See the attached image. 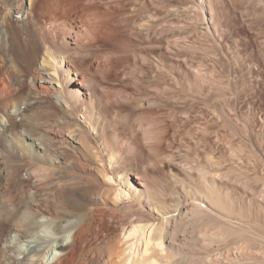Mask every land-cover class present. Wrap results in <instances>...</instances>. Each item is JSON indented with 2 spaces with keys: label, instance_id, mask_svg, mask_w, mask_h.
<instances>
[{
  "label": "bare ground",
  "instance_id": "bare-ground-1",
  "mask_svg": "<svg viewBox=\"0 0 264 264\" xmlns=\"http://www.w3.org/2000/svg\"><path fill=\"white\" fill-rule=\"evenodd\" d=\"M152 4L0 0V264H264L223 38L264 0H189L202 48Z\"/></svg>",
  "mask_w": 264,
  "mask_h": 264
},
{
  "label": "rangeland",
  "instance_id": "rangeland-1",
  "mask_svg": "<svg viewBox=\"0 0 264 264\" xmlns=\"http://www.w3.org/2000/svg\"><path fill=\"white\" fill-rule=\"evenodd\" d=\"M128 1V0H127ZM153 1V4L152 5H154V6H152L151 7V9H149V10H152L153 11V13L155 14V13H158L157 15H161V17H163L164 18V20H166L167 22V25H168V28H170V29H176V27H179V28H181L179 31H181L183 34H186V35H190L192 38H190V40H192V41H198L200 38H199V32L201 31V33H202V31L203 32H206V30H208L207 29V24H205L201 19H197L196 17H195V15H193V13L192 12H190L191 10H189V9H184V8H187V6H188V1L189 0H152ZM132 2V0H130V3ZM152 3V2H151ZM137 5V7H139V8H142V9H144L143 7H141V6H139L138 5V3L136 4ZM156 6H158V7H156ZM186 6V7H185ZM153 7L155 8V9H153ZM168 7V8H167ZM174 8V9H173ZM172 9V10H171ZM183 9H184V11H183ZM147 9H144V10H140V12H142V14L144 13L145 14V12H147L146 11ZM171 10V11H170ZM189 11V12H188ZM183 15V16H182ZM195 18H194V17ZM171 17V18H170ZM245 20V22L247 23V26H245L244 27V25L243 24H241L240 22H239V24L241 25L240 27H238L239 25H237L236 26V30H237V32L235 33V34H231L230 35V32L227 34L226 32H223V31H225L223 28V33H224V42H226L227 44H229L230 46H232V48H233V51H234V54L235 55H237V57H236V65L238 66H236V69H235V74L236 75H234V79H235V84H237L236 86H235V90L237 89L238 91H236V97H237V103H236V105H237V112L238 113H240V114H238L237 113V116H239V118H242L243 116H245L246 115V117H243L242 118V120L244 121L245 120V122H247V128H248V131H247V133L246 132H243V131H245V129L243 128L242 129V124H239V123H241V121H238V120H236L237 121V126L236 125H234V126H236V127H234V132H236L235 134H234V142L236 143H241V145L242 144H246V145H242V146H244V147H249L248 149H250V153L253 155L254 153V155H255V157L257 158V160H256V158H251L252 157V155L250 156V158H251V165L253 166H250V168H249V170H251L252 168V172H250L249 171V177H250V182H251V185L252 184H256V186L254 187V185H252L251 187H252V189H254V190H259V188L262 186L261 185V179H259L260 177H263L264 175V169H263V167L261 166V165H263L264 164V157H263V155H264V152H262L261 150H263L264 149V141H263V139H264V113H262V112H264V111H262V110H264V109H262V108H264V97H263V95H264V87H262L264 84V82H263V80H264V66H262V65H257V63L255 62V60H257V50H259V51H261V52H264V46H263V42H264V35H262V34H260V33H264V20H261V19H259L258 20V18H257V20H256V18H245L244 19ZM237 21H239V19L237 18V20L235 21L237 24H238V22ZM263 21V22H262ZM258 22H260V23H258ZM173 25V26H172ZM185 25V26H184ZM196 25V26H195ZM251 26V27H250ZM221 27H224L225 28V26H224V23H223V21H222V23H221ZM199 30V31H198ZM261 30V31H260ZM195 32V33H194ZM208 32V31H207ZM257 32H258V34H257ZM197 33V34H196ZM193 34V35H192ZM263 37V38H261V37ZM256 37V38H255ZM194 39V40H193ZM197 39V40H196ZM233 39H235V40H233ZM132 40H135L136 42H139L138 41V39L137 38H135L134 37V39H132ZM201 40V39H200ZM258 41V42H257ZM200 41H198V43H196L197 45H196V47H198L199 45L200 46H203V47H206V46H208V43H207V41H203V40H201V42L199 43ZM260 42V43H259ZM194 43V42H193ZM234 43H235V45H234ZM199 44V45H198ZM199 46V47H200ZM259 46V47H258ZM247 47V48H246ZM252 47V48H251ZM200 48H202V47H200ZM236 49V50H235ZM246 49V50H245ZM245 53H244V52ZM250 51V52H249ZM251 53L252 54H254V56L256 57H252L251 56ZM199 54V53H198ZM241 54V55H240ZM245 54H248V55H245ZM244 57H243V56ZM238 56H240L241 58H242V60H239V58H238ZM247 57V58H246ZM262 57V56H261ZM246 59V60H245ZM252 59H253V61H252ZM255 59V60H254ZM262 59H264V54H263V57H262ZM239 60V61H238ZM213 61V60H212ZM252 61V62H251ZM256 63V66H255V63ZM247 63V64H246ZM250 64V65H249ZM240 66V67H239ZM243 66V67H242ZM249 66V67H248ZM246 67V68H245ZM248 67V68H247ZM256 69H258V70H256ZM259 67L261 68V69H259ZM243 68H245V69H243ZM249 68H250V70H249ZM242 69V70H241ZM252 70V71H251ZM254 70V71H253ZM142 72V70H140V69H137V70H132L131 71V73L129 74L130 76V78L132 79L133 77H135L139 72ZM261 73H260V72ZM241 72V73H240ZM247 72V73H246ZM258 73V76H256V74ZM244 74V76H241V75H243ZM254 73V74H253ZM256 73V74H255ZM247 74V75H246ZM250 76V78H248L249 76ZM245 77V78H244ZM254 78V79H252V78ZM261 77V78H260ZM263 77V78H262ZM247 78V79H246ZM258 78V79H257ZM238 79V80H237ZM245 79V80H244ZM248 79H252L251 81H254V82H252L253 84L255 83V85H257V87L255 88V90H253L254 88L250 85V80H248ZM257 79V80H256ZM263 79V80H262ZM237 80V81H236ZM240 80V81H239ZM245 81V82H243V81ZM261 82H263V83H261ZM243 82V83H242ZM241 83V84H240ZM245 83L247 84V85H245ZM242 84H244L243 86L244 87H241L242 86ZM245 86H249V87H245ZM260 86H261V88H260ZM259 87V88H258ZM241 88H243V89H241ZM248 88V89H247ZM249 88H251V90L249 89ZM261 89H262V91H261ZM244 90H246V91H244ZM250 90V91H249ZM253 90V91H252ZM259 90V91H258ZM248 91V92H247ZM252 91V92H251ZM256 91V92H255ZM250 92H251V94H250ZM258 93V94H257ZM245 94H247V95H245ZM261 94H262V96H261ZM257 95V96H256ZM252 100H254V101H252ZM204 101H198L197 103H194V105H192V108H191V111H190V116H191V121L192 122H194L195 120H196V116H195V113L197 114L199 111H200V107L201 106H203V105H201V104H204L203 103ZM249 102H251V103H249ZM198 104V106H196ZM249 104V105H248ZM248 105V106H247ZM194 106V107H193ZM200 106V107H199ZM252 106H254V107H252ZM251 108V109H250ZM198 109H199V111H198ZM262 109V110H261ZM195 110V111H194ZM193 111V112H192ZM196 111H198V112H196ZM241 111V112H240ZM260 111V112H259ZM262 111V112H261ZM192 112V113H191ZM254 113V114H253ZM242 114H243V116H242ZM247 114H248V116H247ZM253 114V115H252ZM256 115V116H255ZM242 116V117H241ZM193 118H195L194 119V121H193ZM255 119H256V121H255ZM259 120V121H258ZM262 120H263V122H262ZM250 121L252 122L251 124H250ZM258 124V126H257V124ZM249 124L251 125L250 127H249ZM240 125V126H239ZM261 125H262V127H261ZM254 126V128H252ZM260 126V127H259ZM257 127H259V129H257ZM252 128V129H251ZM263 128V129H262ZM242 130V131H241ZM251 130V131H250ZM253 130V131H252ZM243 132V133H242ZM256 132V133H255ZM258 132V133H257ZM246 133V134H245ZM251 133V134H250ZM245 134V135H244ZM254 136H253V135ZM243 135V136H242ZM249 135H250V137H249ZM258 135H260V136H258ZM244 136L246 137V139H247V141H246V139L244 138ZM253 136V137H252ZM262 139H261V138ZM248 138H249V140H248ZM252 138V139H251ZM254 138V139H253ZM259 139L261 140V141H263L262 143H261V141H259ZM251 140H258L257 142L256 141H251ZM252 143V144H250V143ZM254 143V144H253ZM255 143H257V145H255ZM260 143V147H258V144ZM262 144V145H261ZM250 146H252V148L250 147ZM254 147V148H253ZM261 148H263V149H261ZM251 149H253V151L251 150ZM260 149V150H259ZM247 150V149H246ZM255 150V151H254ZM258 150V151H257ZM248 151V150H247ZM264 151V150H263ZM177 154H181V153H183L182 151H177L176 152ZM259 153H260V155H259ZM259 155V156H257V155ZM254 155H253V157H254ZM260 158H263V159H260ZM255 159V160H254ZM258 159H259V161H260V163H259V161H258ZM253 161V162H252ZM255 161V162H254ZM256 161H258V163H256ZM256 163V164H255ZM256 166V167H255ZM261 166V167H260ZM256 169V170H255ZM263 170V171H262ZM259 171V172H258ZM253 172H255V174L253 173ZM262 172H263V174H262ZM253 175H252V174ZM257 173H260V174H257ZM252 175V176H251ZM254 177V178H253ZM259 177V178H258ZM253 178V179H252ZM256 178V179H255ZM162 179H159L158 181L159 182H156L155 181V184H156V186H157V188L158 189H160V195L161 194H163V193H165L166 191H168L167 190V188L169 189V185H168V183H167V181L165 182L164 180H162ZM259 180H260V182H259ZM253 181H256V183H254ZM259 183H258V182ZM264 182V181H263ZM160 183V184H159ZM164 183V184H163ZM165 184H167L168 186H166ZM258 184V185H257ZM163 187H162V186ZM257 186H260V187H257ZM164 187H166V188H164ZM257 187V188H256ZM161 188H164V190L165 191H163ZM167 198V201H172V199L173 198H170V197H166ZM255 203H253L252 202V211L254 212V209H255V211H259V209H257L258 207H257V205H254ZM254 206H255V208H254ZM257 209V210H256ZM262 214H260V213ZM259 212H254V213H256V214H259L258 216H259V218H263V213L261 212V211H259ZM253 213V214H254Z\"/></svg>",
  "mask_w": 264,
  "mask_h": 264
}]
</instances>
